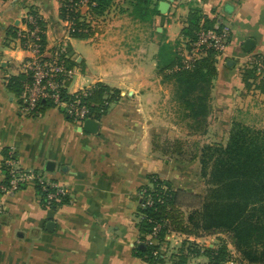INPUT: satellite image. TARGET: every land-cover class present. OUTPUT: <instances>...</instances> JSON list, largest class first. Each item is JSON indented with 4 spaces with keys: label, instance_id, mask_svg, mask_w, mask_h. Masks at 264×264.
I'll return each mask as SVG.
<instances>
[{
    "label": "crops",
    "instance_id": "obj_1",
    "mask_svg": "<svg viewBox=\"0 0 264 264\" xmlns=\"http://www.w3.org/2000/svg\"><path fill=\"white\" fill-rule=\"evenodd\" d=\"M164 2L169 3L165 12L160 9ZM122 5L96 18L84 4L81 13L91 25H105L81 38L70 35L59 0H0V182L7 176L4 163L12 149L18 166L65 186L68 197L53 207L43 204L39 182L31 178L13 194H0V264H158L134 250L140 244L137 191L150 174L191 194L202 196L206 190L198 158L181 160L161 146L163 136L173 137L188 126L164 71L186 48L194 12L211 28L230 32L227 50L216 58L205 129L231 128L244 112L236 105L247 93L240 72L253 55H264V0H152L143 11L133 10L130 0ZM153 8L158 13L152 14ZM30 11L46 25L47 47L64 45L77 62L70 93L97 83L119 91L96 133L83 130L63 107L26 114L8 90V78L24 73L21 62L27 55L11 29H22ZM48 160L56 164L53 172L45 170ZM189 240L209 247L218 243L206 236ZM170 254L164 264H171Z\"/></svg>",
    "mask_w": 264,
    "mask_h": 264
},
{
    "label": "trees",
    "instance_id": "obj_2",
    "mask_svg": "<svg viewBox=\"0 0 264 264\" xmlns=\"http://www.w3.org/2000/svg\"><path fill=\"white\" fill-rule=\"evenodd\" d=\"M59 1L61 19L72 23L69 29L71 36L91 37L97 31L79 9L84 0ZM151 1L130 0V3L135 11H143L149 10ZM113 2L114 0H85L84 4L88 6L91 17L97 18L104 15ZM150 11L152 14L158 13L156 8ZM30 13L38 14L36 11ZM195 13L192 14L190 27L186 30L191 36L187 48H190L201 28L212 27L208 20L201 22L202 17L196 16ZM42 26L46 30L44 21ZM18 30V27H13L11 35L18 37ZM67 53L65 50L64 55ZM262 56L258 54L253 59ZM216 58L214 50H209L191 69L180 67L175 70V66L182 64V57L179 55L175 64L164 71V76L173 82L174 99L180 107V114L188 121V127L193 133L206 130L205 126L211 113L213 81L218 74ZM75 64V59L68 56L67 68L73 69ZM256 69L257 65L249 61L248 66L241 70L240 76L247 90L259 88L264 93V86L256 85ZM28 79L25 73L12 75L7 80V88L20 100L23 85ZM70 83L71 81H67L66 88L60 89L63 100L73 99L72 93L68 91ZM119 97L117 89L97 83L87 90L84 101L90 109V117L99 120L107 113L109 105ZM52 106L49 100H41L37 111L41 114ZM229 135L226 146L205 145L201 153L195 152L187 159L184 158L181 141L166 142L163 149L170 155H175L181 160L199 159L202 177L204 182H207L208 189L202 196L192 194L198 199V205H188L184 198L191 193L174 189L158 175L150 174L148 182L152 186L143 185L139 191L145 190L144 198L137 197L140 202L137 214L140 243L145 244L143 248L139 245L135 247L137 256L150 263L164 264L167 252L161 251L162 243L166 241L168 234L174 232L186 238L180 247L170 254L171 264H188L192 258L200 256L207 257V264H227L230 261L228 244L240 253L239 264H264V131L234 121ZM4 153L7 156V150ZM3 170H6L5 166ZM8 180L7 175L0 184H7ZM0 194H3L1 189ZM37 194L43 204L48 203L40 183L37 186ZM148 197L151 198L150 205L144 203ZM67 201L65 194L60 201H53L49 205L53 207ZM156 223H160L162 228L157 235V242H150L147 240L148 235ZM224 234L228 243L223 237H219ZM190 236H218V246L209 247L189 240Z\"/></svg>",
    "mask_w": 264,
    "mask_h": 264
},
{
    "label": "built area",
    "instance_id": "obj_3",
    "mask_svg": "<svg viewBox=\"0 0 264 264\" xmlns=\"http://www.w3.org/2000/svg\"><path fill=\"white\" fill-rule=\"evenodd\" d=\"M25 25L18 31L19 46L26 52L25 58L22 60V71L28 76V80L23 85V91L20 96L23 112L31 115H38L37 105L41 100H49L53 106L63 107L67 115L75 122L83 123L85 119L90 117V109L84 97L87 94L86 88L79 89L72 93V100L61 99L60 89L66 88L65 83L72 81L73 70L68 69L66 60L68 55H64L65 47L48 48L46 44V30L42 26V17L39 14L28 12L25 16ZM72 23L68 22L70 29ZM230 43V32L228 29L201 28L196 33L195 40L191 43L190 48H185L187 53L182 51V64L175 66V70L180 67L191 69L195 63L205 55L209 50L219 55H223ZM181 51V50H180ZM249 61L257 65V69H264V58L253 59ZM40 114V113H39ZM14 151L10 149L9 156L5 159L4 166L7 170L9 180L7 184H0V189L5 194H13L19 188L22 182L28 179L37 180L42 190L46 193L45 198L48 203L60 201L61 197L67 193V188L56 182H49L34 172H27L20 166L14 156ZM145 190L140 192V199L143 198ZM145 203V201H144ZM146 204H152L151 198ZM162 228L160 223H156L153 230L148 235V241L157 242V235ZM177 234L172 232L167 237ZM167 252L166 250H164Z\"/></svg>",
    "mask_w": 264,
    "mask_h": 264
},
{
    "label": "rangeland",
    "instance_id": "obj_4",
    "mask_svg": "<svg viewBox=\"0 0 264 264\" xmlns=\"http://www.w3.org/2000/svg\"><path fill=\"white\" fill-rule=\"evenodd\" d=\"M83 3H85V0L80 3L81 5H79V9L81 12H82V8L84 7ZM112 5L115 6L114 8L116 10L119 9V7L123 8L122 0H114ZM111 7L112 6H110V8ZM131 8L133 10H135L134 6H131ZM108 10L106 12H108ZM106 12H105V14H106ZM94 24H95L94 26L97 27L96 30L99 32V26H102L104 23L97 21V23H94ZM182 51H183V54L187 53L186 50H181L179 53L180 56L182 54ZM256 56H258V55H253L251 58H254ZM262 58H264V55L262 56ZM248 64H249V61H248V63H246L243 66L242 69L246 68L248 66ZM256 70H257L256 75L258 77L256 85L264 86V69L262 71H259L258 69H256ZM246 92L247 93H244L245 97L240 98L239 101L236 103V105L240 106V108H243V111H244L243 114H241L238 117V121L244 123L245 125L250 126L251 128H253L255 130H263L264 131V93L259 88L258 89L254 88L252 90H246ZM230 130H231V128L219 129L216 126H210V128L208 130H206L207 132L205 133V135H201L200 133H193L192 131H190L189 127L184 124V130H179L178 135L175 134L177 136H175V135L173 137L163 136L162 141H161L162 142L161 146H162V148H165L166 142L174 143L176 140H179L182 142L183 147H184V158L187 159L191 155H193L195 152L201 153L202 148L205 145H212L215 147L226 146L227 142L229 140ZM162 180L166 181L165 179H162ZM167 184H168V182H167ZM145 185H150V184H149V182H147ZM205 185H206V187L208 186L207 182H205ZM150 186H152V185H150ZM206 189H208V187ZM139 190L137 191V194H136L137 197H140L141 194H139V193L142 192ZM143 198H144V196H143ZM184 199L188 205L193 206V205L199 204L198 199L196 197H194L192 194L186 195V197ZM145 203H146V201H145ZM172 236H171L172 239L168 240V237H167L166 241L162 243L161 251L165 252L164 250H166L169 252V253H166V255L170 254L173 251H176L180 247L181 242L185 239V236L180 235V234H172ZM206 237L207 238L213 237V241L215 243H217V238L223 237L227 241L226 243H228V239L226 238L225 234L220 235L219 237L218 236H206ZM201 244L206 245L205 243H201ZM228 250L230 252V258H229L230 261L227 264H239V262L241 260L240 259V256H241L240 253H238L236 251V249L231 244H228ZM204 261L208 262V259H207V257L203 258V256H202L201 261L195 259L190 264H202Z\"/></svg>",
    "mask_w": 264,
    "mask_h": 264
},
{
    "label": "water",
    "instance_id": "obj_5",
    "mask_svg": "<svg viewBox=\"0 0 264 264\" xmlns=\"http://www.w3.org/2000/svg\"><path fill=\"white\" fill-rule=\"evenodd\" d=\"M169 3L168 2H164L163 4L160 5V9L165 12L166 9H167V5ZM252 44H253V41L251 39L247 40L246 43H245V49L246 50H250L251 47H252ZM62 110H64V108H62ZM82 127H83V130L87 131V132H91V133H96L98 131V128H99V121L98 120H95L93 118H87L84 120V122L82 123ZM55 162L52 161V160H48L46 162V165H45V170L47 172H53L54 169H55ZM54 226V222H48V228L51 229V227ZM144 243L141 242L139 244V247L140 248H143L144 247Z\"/></svg>",
    "mask_w": 264,
    "mask_h": 264
}]
</instances>
